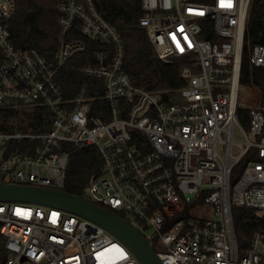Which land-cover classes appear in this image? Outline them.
Returning <instances> with one entry per match:
<instances>
[{"label":"built area","instance_id":"1","mask_svg":"<svg viewBox=\"0 0 264 264\" xmlns=\"http://www.w3.org/2000/svg\"><path fill=\"white\" fill-rule=\"evenodd\" d=\"M250 1L142 0L139 24L157 56L178 63L186 80L167 95L130 81L123 40L94 0H58L52 59L14 45V0H0V108L44 105L51 114L42 132L0 131V180L59 189L70 148L93 146L101 169L85 198L141 232L162 264H264V230L239 247L232 215L240 206L264 217V83L240 80ZM76 25L109 48L95 51L97 64L79 68L102 80L100 94L89 95L84 84L70 97L57 81L65 62L85 50L83 40L69 38ZM249 61L264 71V44L253 46ZM240 108L248 111L246 126ZM236 125L241 140H234ZM251 150L231 184L235 164ZM201 191L211 217L171 222ZM0 222V264H141L106 228L60 208L0 201Z\"/></svg>","mask_w":264,"mask_h":264},{"label":"trees","instance_id":"2","mask_svg":"<svg viewBox=\"0 0 264 264\" xmlns=\"http://www.w3.org/2000/svg\"><path fill=\"white\" fill-rule=\"evenodd\" d=\"M94 2L123 40V68L134 85L167 95L174 94L177 89L185 86L186 80L180 75V65L162 61L157 56L145 27L139 24V18L144 13L142 0H94ZM57 4L58 0H14V12L9 19L10 37L14 45L23 49L35 48L52 59L59 35ZM69 38L83 40L85 50L69 58L61 68L57 81L63 93L71 97L84 84L89 95L102 93V80L82 73L79 68L83 65L97 64L99 60L95 51L106 53L109 48L82 36L77 25ZM256 44H264V8L259 5L258 0H251L243 37L240 80L245 84L262 86L263 69L249 61L251 50ZM237 117L245 126L249 122L248 111L245 109H238ZM50 120L51 114L44 105L0 108V131L42 132L49 127ZM70 149L64 182L59 189L85 197V189L91 177L101 169V159L93 146L80 148L73 146ZM252 157L253 150L237 161L230 176L231 184L240 178L245 165ZM204 195L205 192L201 191L191 202L185 204L181 213L173 217L171 222L191 217V209L201 203ZM232 215L238 245L247 247L253 234L264 230V217L240 206L232 207ZM167 228L168 225L163 230Z\"/></svg>","mask_w":264,"mask_h":264},{"label":"water","instance_id":"3","mask_svg":"<svg viewBox=\"0 0 264 264\" xmlns=\"http://www.w3.org/2000/svg\"><path fill=\"white\" fill-rule=\"evenodd\" d=\"M0 201L44 204L77 214L110 231L134 254L141 264H162L153 245L147 241L141 232L117 213L85 197L70 194L60 189L8 183L0 180ZM2 255L3 253L0 251V256Z\"/></svg>","mask_w":264,"mask_h":264},{"label":"rangeland","instance_id":"4","mask_svg":"<svg viewBox=\"0 0 264 264\" xmlns=\"http://www.w3.org/2000/svg\"><path fill=\"white\" fill-rule=\"evenodd\" d=\"M241 135L239 133V129L237 125L234 130V140H241ZM237 151V147H233V152ZM190 216L194 218H210L211 217V206L209 204H199L194 206L190 211ZM4 238L0 236V244H2Z\"/></svg>","mask_w":264,"mask_h":264},{"label":"bare ground","instance_id":"5","mask_svg":"<svg viewBox=\"0 0 264 264\" xmlns=\"http://www.w3.org/2000/svg\"><path fill=\"white\" fill-rule=\"evenodd\" d=\"M112 249V248H111Z\"/></svg>","mask_w":264,"mask_h":264},{"label":"snow or ice","instance_id":"6","mask_svg":"<svg viewBox=\"0 0 264 264\" xmlns=\"http://www.w3.org/2000/svg\"><path fill=\"white\" fill-rule=\"evenodd\" d=\"M230 6V5H229Z\"/></svg>","mask_w":264,"mask_h":264}]
</instances>
